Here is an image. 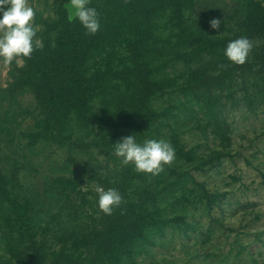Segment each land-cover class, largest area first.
Returning <instances> with one entry per match:
<instances>
[{"label": "rangeland", "instance_id": "obj_1", "mask_svg": "<svg viewBox=\"0 0 264 264\" xmlns=\"http://www.w3.org/2000/svg\"><path fill=\"white\" fill-rule=\"evenodd\" d=\"M146 1L153 5L157 24L166 28L161 41L168 52L158 47L146 55L147 71L142 63L145 59L140 61L129 48L133 37L118 32L94 57H100L99 69L114 79V93L121 97L114 109L123 118H139L134 106L147 97L157 109L176 106L179 100L164 96L158 101L155 97H163L168 80L176 79L178 88L193 82L206 88L210 79L220 77L223 65L225 69L241 66L225 62L226 56L224 60L191 56L198 50L206 53L208 44L218 46L224 41L228 45L238 33L240 36L238 24L245 21L240 0ZM254 1L264 9V0ZM29 5L37 10L39 49L48 44L55 50L68 30L65 24L47 33L48 26L60 21L59 1L29 0ZM65 6L70 17L69 0ZM212 19H219L223 27L212 29ZM196 27L205 35L195 40ZM250 41L253 47L245 63L264 69V61L262 65L252 55L264 54V37ZM131 62L137 63L138 75L132 73ZM165 63L161 75L148 78ZM26 67L27 58L22 66L0 60V264H264V105L259 102L248 107L245 96L253 99L255 91L243 83L246 74H238L225 90L215 89L229 142L216 138L213 126L202 116L182 122L178 126L181 144L184 151L194 154L175 155L163 171L152 175L137 172L131 163L123 165L114 154L115 143L125 133L118 139L110 129L111 138L101 143L105 128L99 127L93 115L103 118L98 102L80 129L66 131V136L56 132V141L43 139L48 127L45 108L32 90L17 88ZM124 70L131 71L124 74ZM214 159L219 162L204 163ZM168 170L188 172L204 186L207 197L190 194L188 198L194 202L190 204L179 194L154 201L174 182L166 184ZM97 186L116 188L120 193L123 186L129 197L136 192L133 199L139 217L124 232L137 237L162 220L168 223L166 236L134 259L119 262L113 232L122 230L118 225L124 222L99 209ZM181 221L192 226L186 234L180 232Z\"/></svg>", "mask_w": 264, "mask_h": 264}, {"label": "trees", "instance_id": "obj_2", "mask_svg": "<svg viewBox=\"0 0 264 264\" xmlns=\"http://www.w3.org/2000/svg\"><path fill=\"white\" fill-rule=\"evenodd\" d=\"M58 1L60 21L58 24L48 26L47 33H52L60 25L68 24L67 33L57 43L55 50H52L48 44H45L43 50H40L39 47L35 48L31 58H27V67L17 86L22 91L32 90L47 112L48 127L45 135L41 136L43 139L56 141L59 139L55 136L56 132L65 135L66 131L73 133L80 129L88 121L87 118L91 112L94 111L95 102H98L103 118L93 115L99 127L105 128L101 137L102 144H106L108 138H111V134H108L107 131L114 129V134L119 137L118 139L123 138V133H125V137L136 135L137 141L140 143L146 139H164L174 147L175 155H183L185 158L192 156L194 152L192 150L184 151L180 140L182 134L178 126L182 122L185 124L192 120L197 121L198 116H202L205 121L213 126V135L216 138L222 142H229L226 126L221 121L222 110L218 107L220 101L215 94V89L225 90L228 85L236 82L238 74L241 75L240 77H244L246 74L248 78L243 83L252 86L255 91L253 99L249 95L245 96L248 107L252 108L259 102L264 105V88L262 87L264 85V76H262L264 69L257 70L249 63H244L233 69H225V65H223L220 77L210 79L212 82L206 88L194 82L184 88H178L176 79L168 80V87L164 89L163 97H155L158 101H161L164 96L175 101L179 100L176 106L160 108V110L156 108V105L151 104L147 97L142 103L134 106L138 109V111L135 110V116L139 118H123L122 114L115 112L114 109L116 103L121 100L120 95L114 93L116 90L114 79L110 74L103 73L99 69L98 59L100 57L97 60L94 59L95 54L103 52L106 43L110 39L114 40L112 36L118 32H126L133 37H131L132 43L129 44L131 52L140 61L145 59L142 62L143 66L147 71H150L149 58L146 55L158 47L162 51L168 52L166 43L161 41L166 28L160 27L157 24L158 20L152 17L153 5L146 0H90L89 6L97 10L101 24L100 29L95 34H90L83 28L78 19L71 22L65 6L66 0ZM240 2L241 11L245 14V21L243 25L238 24L240 36L238 33L237 39L247 37L252 40L257 36L264 37V9L254 0H240ZM204 35L196 27L195 33H192V39L195 38L196 40ZM226 47L227 44L224 41H221L218 46L208 44L207 50H204L206 53L198 50L191 56L208 55V57H219L220 60H224L226 59L224 55ZM252 55L257 62L263 65V52L262 55H258V52H252ZM225 62H229V60L227 59ZM131 63L133 66L132 73L138 75L137 63ZM167 65L168 63L159 65L148 78L152 79L154 76L161 75ZM130 71L124 70L123 73L127 74ZM64 80L66 86H63ZM157 91L163 90L157 89ZM148 96L153 97V95ZM179 96H184V100L180 99ZM182 115L185 116L182 117ZM166 128H168L167 131ZM105 154L113 158L108 151ZM217 161L219 162V159H214L213 162L211 160L210 162H204V160L202 162L208 165ZM164 175L170 179H166V184L173 179L174 182H170L166 187L168 189L162 195H158L154 201L156 199L166 200L170 198V195L179 194L184 200L187 198L190 204L194 203L188 198L190 194L197 195L198 198L207 197L204 186L192 178L188 172L177 174L174 170H168ZM123 189L122 186L120 190L123 202L110 215L111 218L124 222L118 225V227H122V230L118 229L113 232L115 238L113 248L118 255L119 262L134 259L144 251V248L156 244L158 239L166 236L168 226V223L162 220H159L158 224L157 220L155 224L148 226L146 232L140 233L137 237L124 232L127 225L139 216L135 214L138 208L136 200L133 199L136 192L132 191L133 196L129 197L126 188L124 192ZM141 220L144 221V216ZM180 225V232L183 234H186L192 227L185 221H181Z\"/></svg>", "mask_w": 264, "mask_h": 264}, {"label": "clouds", "instance_id": "obj_3", "mask_svg": "<svg viewBox=\"0 0 264 264\" xmlns=\"http://www.w3.org/2000/svg\"><path fill=\"white\" fill-rule=\"evenodd\" d=\"M72 11L70 19H78L83 28L90 34L100 29V17L97 10L89 6V0H69ZM37 10L29 5V0H0V60L10 65L15 61L22 66L23 58H31L35 48L39 47L36 40L40 30L35 24ZM212 29H219L221 21H209ZM252 42L241 37L228 43L224 50L227 59L235 64L243 65L252 50ZM114 154L123 165H134L140 173L158 175L164 165L171 164L175 159V149L164 139H146L137 141L136 135L124 137L115 143ZM98 207L106 215H111L118 208L123 197L116 188L97 186Z\"/></svg>", "mask_w": 264, "mask_h": 264}]
</instances>
